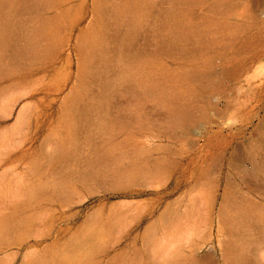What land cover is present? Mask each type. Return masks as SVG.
I'll return each mask as SVG.
<instances>
[{
  "label": "rangeland",
  "instance_id": "374dc122",
  "mask_svg": "<svg viewBox=\"0 0 264 264\" xmlns=\"http://www.w3.org/2000/svg\"><path fill=\"white\" fill-rule=\"evenodd\" d=\"M4 7L0 264H264V0Z\"/></svg>",
  "mask_w": 264,
  "mask_h": 264
},
{
  "label": "crops",
  "instance_id": "0c3cea01",
  "mask_svg": "<svg viewBox=\"0 0 264 264\" xmlns=\"http://www.w3.org/2000/svg\"><path fill=\"white\" fill-rule=\"evenodd\" d=\"M6 1L7 0H0V46L3 42V37H4L3 30L5 28V22H10V18L13 12L12 9L4 7V2ZM35 192H36L35 189H33V193Z\"/></svg>",
  "mask_w": 264,
  "mask_h": 264
}]
</instances>
